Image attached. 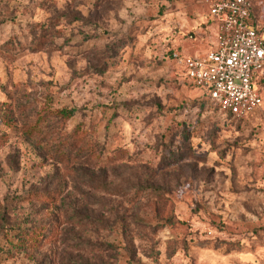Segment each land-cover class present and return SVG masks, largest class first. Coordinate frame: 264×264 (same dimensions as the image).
I'll use <instances>...</instances> for the list:
<instances>
[{"label":"rangeland","instance_id":"obj_1","mask_svg":"<svg viewBox=\"0 0 264 264\" xmlns=\"http://www.w3.org/2000/svg\"><path fill=\"white\" fill-rule=\"evenodd\" d=\"M184 2L0 0V244L53 235L0 264H264V104L233 118L188 82L172 60Z\"/></svg>","mask_w":264,"mask_h":264},{"label":"built area","instance_id":"obj_2","mask_svg":"<svg viewBox=\"0 0 264 264\" xmlns=\"http://www.w3.org/2000/svg\"><path fill=\"white\" fill-rule=\"evenodd\" d=\"M217 24L216 48L201 57L174 51L188 82L205 88L222 111L244 119L264 104L257 82L264 75V38L251 25L252 0H210ZM264 163V160H263Z\"/></svg>","mask_w":264,"mask_h":264},{"label":"crops","instance_id":"obj_3","mask_svg":"<svg viewBox=\"0 0 264 264\" xmlns=\"http://www.w3.org/2000/svg\"><path fill=\"white\" fill-rule=\"evenodd\" d=\"M176 15L180 30L175 37L174 51L184 56L201 57L216 48L217 24L209 13V2L187 0L179 5ZM250 23L259 31L260 24L254 19V6ZM261 79H264V75L259 81ZM260 93L264 98L263 93L261 91Z\"/></svg>","mask_w":264,"mask_h":264},{"label":"trees","instance_id":"obj_4","mask_svg":"<svg viewBox=\"0 0 264 264\" xmlns=\"http://www.w3.org/2000/svg\"><path fill=\"white\" fill-rule=\"evenodd\" d=\"M123 44V46H125V42H121ZM40 51V50H39ZM173 54V52H172ZM192 85V84H191ZM194 86V85H192ZM196 87V86H194ZM198 89H201L205 98L208 100V102H210L209 104H211L212 106L218 108L222 113H224L225 115L231 116L233 118H235L232 114L228 113V112H224L221 110V108L219 107L218 104H216L215 102H213L208 95V91L205 88H200V87H196ZM201 107L204 108V104H200ZM63 116L65 117H71L72 113L69 112H62L61 113ZM35 128L31 127V129L28 131L29 134H33L35 132ZM172 138L176 139L177 137H180L182 141H184V143H187V140L189 138V132L188 130H186L185 128H180L177 131H174V134L171 136ZM77 142V140H73V142H70L69 146L67 147V150L69 149H73L74 147V143ZM169 145V144H168ZM173 145V142L170 144ZM168 148V147H167ZM166 148V149H167ZM167 150L162 151L161 155H162V161L164 162H169L170 164H175L180 162L184 156L188 155V150H182L181 146H170V148H168V151L166 153ZM91 153H96L93 150H91L89 152V154ZM187 153V154H186ZM186 154V155H185ZM126 152H116L114 153V156H112L111 158H106L105 161L102 160L101 157L98 158V160L94 161L96 164H98L99 166H101V169L104 170L107 167L113 166L117 163V161H119L120 159H124L126 157ZM64 157H66L65 154H63ZM93 161V159L91 160ZM121 163V162H120ZM119 164V163H118ZM61 187V186H59ZM149 187L146 186L145 189L147 190ZM19 233V234H18ZM15 235H18V241L15 242V239H11L9 240L8 244H0V254L1 253H7L10 254L12 252V250H16L19 249V245L25 244V245H38L42 242L43 239H49L52 238L53 235H48L47 234V230H43L40 233H36V232H32V233H28L27 231L24 232H15ZM216 241V240H215ZM22 243V244H21ZM166 243H169V245L171 244H183V241L180 242L178 240H166ZM192 244V242H190ZM193 244H197L199 246H208L211 247L213 245V242H209V241H203V242H194ZM184 245H186V247L189 245L187 240L184 241ZM215 248H218V246L220 247L223 246L226 251L231 252L233 250H238V251H244V244L241 243H237L234 241H228L225 242L224 244H218L216 242H214ZM36 247V246H35Z\"/></svg>","mask_w":264,"mask_h":264}]
</instances>
